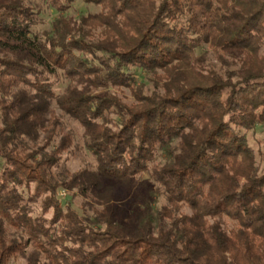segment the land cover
Listing matches in <instances>:
<instances>
[{"label": "trees", "instance_id": "1", "mask_svg": "<svg viewBox=\"0 0 264 264\" xmlns=\"http://www.w3.org/2000/svg\"><path fill=\"white\" fill-rule=\"evenodd\" d=\"M37 1L0 0V264H264V0Z\"/></svg>", "mask_w": 264, "mask_h": 264}, {"label": "rangeland", "instance_id": "2", "mask_svg": "<svg viewBox=\"0 0 264 264\" xmlns=\"http://www.w3.org/2000/svg\"><path fill=\"white\" fill-rule=\"evenodd\" d=\"M23 2L26 5L34 8L35 11L39 13L37 15V24L33 28L34 33L41 34L46 31H51L53 21L61 14H59L46 2H40L37 0H23ZM97 12H99L98 8L86 5L82 0H75L71 8L62 15L77 19L80 15L94 14ZM52 81L55 82L54 87L56 93L62 94L68 83L63 77L62 73L58 72L57 76L53 78ZM119 95L123 96L126 102H132V98L128 91H123ZM52 106L56 114L61 117L66 129L71 131L74 140L73 147L69 153L64 154L62 157V160H64L63 167L70 172H75L83 168L94 169L95 161L83 146V131L81 127L75 121L62 114L55 102H53ZM247 136L249 138L250 146L256 153V162L262 169L264 167V128L257 127L254 131L249 132ZM60 171L61 168L58 170H53V173L57 174L60 173ZM61 198H64V194H62ZM187 212L188 211L186 210V213ZM15 264H23V262L19 261Z\"/></svg>", "mask_w": 264, "mask_h": 264}]
</instances>
